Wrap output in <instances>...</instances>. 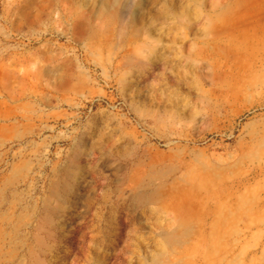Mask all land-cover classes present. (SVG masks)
<instances>
[{"label":"rangeland","instance_id":"rangeland-1","mask_svg":"<svg viewBox=\"0 0 264 264\" xmlns=\"http://www.w3.org/2000/svg\"><path fill=\"white\" fill-rule=\"evenodd\" d=\"M0 264H264V0H0Z\"/></svg>","mask_w":264,"mask_h":264},{"label":"bare ground","instance_id":"bare-ground-1","mask_svg":"<svg viewBox=\"0 0 264 264\" xmlns=\"http://www.w3.org/2000/svg\"><path fill=\"white\" fill-rule=\"evenodd\" d=\"M138 196H141L139 199L143 200L144 198L145 199H150L151 198V195L147 196V194H139Z\"/></svg>","mask_w":264,"mask_h":264}]
</instances>
